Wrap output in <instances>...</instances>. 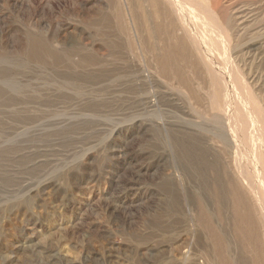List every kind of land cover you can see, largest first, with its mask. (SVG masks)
<instances>
[{"label": "rangeland", "instance_id": "rangeland-1", "mask_svg": "<svg viewBox=\"0 0 264 264\" xmlns=\"http://www.w3.org/2000/svg\"><path fill=\"white\" fill-rule=\"evenodd\" d=\"M198 1L264 109V0ZM180 20L166 0H0V264H219L230 246L241 264L219 85Z\"/></svg>", "mask_w": 264, "mask_h": 264}, {"label": "bare ground", "instance_id": "bare-ground-1", "mask_svg": "<svg viewBox=\"0 0 264 264\" xmlns=\"http://www.w3.org/2000/svg\"><path fill=\"white\" fill-rule=\"evenodd\" d=\"M166 1L192 31L191 33L185 27L192 34L190 36L202 61L212 69L210 72H214L219 85L212 105L225 112L227 127L220 131V136L230 147L228 152L239 178V181H233L232 188L236 198V218L240 233V240L237 241L242 245H239L240 263L264 264V109L233 65L225 47L227 40L220 39L223 29L215 10L198 0ZM210 220L212 224H209L214 225L212 214ZM217 229L222 234L218 235V230L211 229L214 233L210 231V241L213 248L221 254L229 239L222 230ZM228 249L221 254L222 260L219 264H235Z\"/></svg>", "mask_w": 264, "mask_h": 264}]
</instances>
